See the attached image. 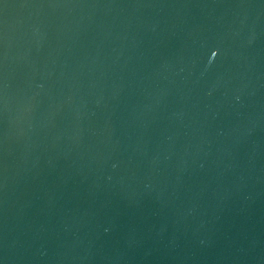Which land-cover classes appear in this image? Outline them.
<instances>
[{
	"label": "water",
	"instance_id": "obj_1",
	"mask_svg": "<svg viewBox=\"0 0 264 264\" xmlns=\"http://www.w3.org/2000/svg\"><path fill=\"white\" fill-rule=\"evenodd\" d=\"M0 264H264V0H0Z\"/></svg>",
	"mask_w": 264,
	"mask_h": 264
}]
</instances>
